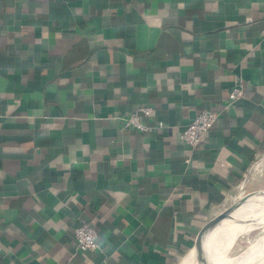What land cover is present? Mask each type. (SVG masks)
I'll use <instances>...</instances> for the list:
<instances>
[{
  "label": "crops",
  "instance_id": "obj_1",
  "mask_svg": "<svg viewBox=\"0 0 264 264\" xmlns=\"http://www.w3.org/2000/svg\"><path fill=\"white\" fill-rule=\"evenodd\" d=\"M263 28L264 0H0V264H185L229 198L264 188ZM138 106L162 126L123 128ZM202 110L218 116L190 148ZM237 238L222 264H264V212Z\"/></svg>",
  "mask_w": 264,
  "mask_h": 264
},
{
  "label": "built area",
  "instance_id": "obj_2",
  "mask_svg": "<svg viewBox=\"0 0 264 264\" xmlns=\"http://www.w3.org/2000/svg\"><path fill=\"white\" fill-rule=\"evenodd\" d=\"M261 34L264 35V28L261 30ZM242 95V80L238 76H234L227 96L228 103L241 99ZM152 112L153 109L150 106H138L123 118L122 127H130L140 132H151L155 127H161L162 123L160 121H157L154 126H151L139 120L140 115L148 117ZM217 116V112L214 111H200L181 129L179 138L188 147H195L216 121ZM240 195H243L242 192H240ZM72 234L74 248L79 252L93 251L97 248V232L91 225L86 223L79 224L73 228Z\"/></svg>",
  "mask_w": 264,
  "mask_h": 264
},
{
  "label": "bare ground",
  "instance_id": "obj_3",
  "mask_svg": "<svg viewBox=\"0 0 264 264\" xmlns=\"http://www.w3.org/2000/svg\"><path fill=\"white\" fill-rule=\"evenodd\" d=\"M264 192L243 201L230 216L202 240L197 251H192L185 264H222L223 256L237 238L250 217L264 207ZM233 223H228V222ZM223 224V225H222Z\"/></svg>",
  "mask_w": 264,
  "mask_h": 264
},
{
  "label": "water",
  "instance_id": "obj_4",
  "mask_svg": "<svg viewBox=\"0 0 264 264\" xmlns=\"http://www.w3.org/2000/svg\"><path fill=\"white\" fill-rule=\"evenodd\" d=\"M243 183V182H242ZM264 192V189H257V190H253V191H250V192H247L245 194H243L241 196V198L235 202L234 204L230 205L226 211L217 219H215L214 221H212L211 223H209L196 237L195 239V243H194V247H193V250L194 251H197L200 247V244H201V239H202V235L203 233L208 229L210 228L211 226H213L215 223H217L218 221H220L221 219L223 218H227L229 213L234 210L235 208H237L238 206H240V204L247 198L249 197L250 195L252 194H256V193H262Z\"/></svg>",
  "mask_w": 264,
  "mask_h": 264
},
{
  "label": "rangeland",
  "instance_id": "obj_5",
  "mask_svg": "<svg viewBox=\"0 0 264 264\" xmlns=\"http://www.w3.org/2000/svg\"><path fill=\"white\" fill-rule=\"evenodd\" d=\"M257 170H258V174H261L264 171V164L263 165H260ZM257 170L255 172H257ZM245 193H247L246 190H245L244 194ZM237 200H238V198H229L226 201V204H227V206L232 205ZM259 212H264V207ZM228 223H233V222L231 221V222H228ZM255 235H256V232L255 231L254 232H250V233H248L246 235H243V236L238 237L237 240H236V242H241V245L240 246H243L244 247L245 245H247L248 243H250L252 241V239L255 237ZM236 252H237V250L235 248V245H233L232 248L230 249L229 254H233V253H236ZM197 262L198 261L195 260L194 264H197Z\"/></svg>",
  "mask_w": 264,
  "mask_h": 264
},
{
  "label": "trees",
  "instance_id": "obj_6",
  "mask_svg": "<svg viewBox=\"0 0 264 264\" xmlns=\"http://www.w3.org/2000/svg\"><path fill=\"white\" fill-rule=\"evenodd\" d=\"M243 84V83H242ZM244 88V87H243ZM243 94H244V89H243ZM242 97H243V95H242ZM90 225V224H89Z\"/></svg>",
  "mask_w": 264,
  "mask_h": 264
}]
</instances>
